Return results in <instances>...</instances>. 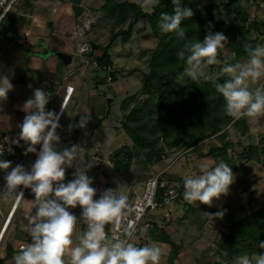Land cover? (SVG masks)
<instances>
[{
	"label": "rangeland",
	"instance_id": "obj_1",
	"mask_svg": "<svg viewBox=\"0 0 264 264\" xmlns=\"http://www.w3.org/2000/svg\"><path fill=\"white\" fill-rule=\"evenodd\" d=\"M106 1L84 0V7L88 11L82 17L78 29H86L85 27H87L90 31L92 25L101 20L102 14H100L99 9ZM122 1L141 4L143 1L146 2L144 7L151 9L148 0ZM186 1L181 0V5L185 6ZM212 1L201 0L202 8L211 5ZM242 1L245 4V0ZM249 1L251 2L248 7L249 20L247 23L241 21L234 8H229L227 11L222 7L210 10L213 12L215 23L223 22L222 33L227 38L224 48L219 49L217 52L218 63L203 66L204 73L212 76L213 80L219 77L230 78L229 74L222 73L225 61L231 64L247 61L248 55L245 57L238 56L237 53L239 52L236 53L237 48H242V45L247 46L248 44H253L254 48L257 45H264V1ZM9 21L10 18L5 22L8 23ZM129 21L125 25L116 27V29L108 24L103 25V29L100 26L96 30L94 28L86 34L85 42L91 43L93 40L105 47L109 44L111 31L113 29L115 31L128 30ZM159 42V38L153 36V31H151L147 22H139L129 35L119 38L111 46L109 53L112 58V66L109 67L110 69L97 67L95 59L102 54V51L94 50L92 58L89 57V54L81 56L77 52V44L67 50L73 58L70 65L65 66L66 64L59 58L46 62V67H53L55 63L62 65L64 72L58 75L56 82L62 84L63 93L64 88L68 85H73L76 88L72 103H77L76 111L79 108L78 113L77 116L74 115V118L72 113L69 115L70 119L73 118L74 125L78 124L81 115L87 110L86 106L91 107L93 111L87 129L79 128L78 133H74L75 130L68 123L62 125L61 137L77 138L78 143L80 145L83 143L85 149L78 160L74 161L73 166L66 169L65 176L74 175L77 168H84L87 164L92 163L93 166L87 170V175L93 181L92 187L98 183L105 184L108 182L114 184L116 188L121 186V191L127 195L129 187L137 190L146 179L155 175H162L170 179L173 178L171 182L174 183L171 185L176 187L180 196L179 187L184 189V180L189 176L200 175L204 170L215 167L216 161L212 160L210 154L213 151L223 149L225 146L228 147V157L233 159L232 171L235 175V182L231 185L229 193L226 196H221L219 200H214L211 206L199 205V202L189 203L185 199L182 204L174 207L172 205L171 209H168L170 220L164 218L165 222L162 224V231L166 238L167 236L170 238L171 243L169 244L160 235H157V243H154V245L158 244L156 246H161L159 244L168 245L171 249L167 252L162 250L160 264H197L198 260H200V264H224L225 260L220 256L225 257L226 254L216 246L217 241H223L220 235L228 232L234 222L264 209V115L252 119H233L228 124L225 123L218 134L206 133V135L200 137L195 136L196 138L189 140L187 144H173L174 140H178L179 135L178 130L174 128L177 124L175 123L176 118L173 116L169 118L168 115L164 116V107H160L157 102L161 92L155 88L153 83L147 81V89L144 90L143 88L145 77L155 69L153 66L155 61L152 55ZM20 55L17 53V55L4 58L0 53V57H2V59L0 58V65L10 66L5 76L11 81L22 82L14 84V88L8 93L7 99L0 101V133H6L4 132L6 130L5 126L17 127L23 122L26 115L21 110L23 104L33 96L35 89L44 88L40 84L43 78L39 83L32 82L31 65L27 60V56L21 55L20 64L16 62ZM87 62L89 63L87 64ZM13 66L17 71H13ZM113 76L116 81L113 79L108 81L109 77ZM101 80L104 81L99 84ZM213 80L205 81L210 82ZM257 87L264 88V77H261L258 81L250 82V90L254 91ZM58 98L55 105L48 103L46 110L56 112L64 97L58 94ZM108 99H112L109 105ZM171 105L175 109L171 111L180 113V106L177 104ZM88 110L87 112H89ZM137 110L142 112L137 116L133 113L135 117L128 120L130 113L137 112ZM162 115L166 119L165 122L168 119V126L163 128V131L161 126L155 124L156 120L159 121ZM222 116L219 115L220 120ZM209 118L207 116L205 119ZM139 122L141 123L139 126L142 124V126H147L149 132L145 135L149 140L157 142L154 149L155 154L152 155L153 160L149 162L143 154L137 155L134 157L129 171L126 174L119 173L115 162L120 163L122 158H117V154H121L124 148H133L135 144L130 134L126 133L124 125L127 124V127L134 130ZM8 132L9 135H14L19 134L20 131L14 133L10 130ZM221 135L224 136L220 138ZM36 147L39 151L40 145ZM24 153L25 151L12 161V167L20 164L25 169H30L37 158V154L28 153L25 155ZM158 156H160L159 161L157 160ZM225 159L226 157L222 155L219 157V160L227 163ZM96 160H98V164H96ZM174 179H180L178 180L179 183ZM64 182L67 183L68 181L64 180ZM28 191L30 192L31 189H28ZM98 197L97 194L94 199ZM34 199L31 193L25 195L18 214L4 236V247L12 244L14 248H17L21 242L18 240L20 234L28 237L29 216L35 212ZM14 200V196L0 195V231ZM69 210L80 217L81 210L79 206ZM220 210L225 211L222 218L211 219L203 214L216 213ZM165 214V210L152 212L145 221L160 222ZM204 220H208L205 225ZM81 225L85 224L81 222ZM167 230L170 234H167ZM148 232L149 229L143 227L141 234L143 237H147ZM244 253L247 252L244 251L242 254ZM234 262L236 263V259H234Z\"/></svg>",
	"mask_w": 264,
	"mask_h": 264
},
{
	"label": "clouds",
	"instance_id": "obj_2",
	"mask_svg": "<svg viewBox=\"0 0 264 264\" xmlns=\"http://www.w3.org/2000/svg\"><path fill=\"white\" fill-rule=\"evenodd\" d=\"M153 6L159 0H150ZM175 5L172 13L161 12L158 27L162 33H174L178 38L185 36L182 21L191 18L194 13L189 7H182L181 0H172ZM227 38L223 33L208 34L203 42L196 40L185 45V50L178 52V57L186 56L187 67L179 75L192 81L213 80L212 76L203 71L204 65L218 63L217 52L223 49ZM246 62L227 63L222 73L229 74L224 83L214 82L216 91L225 101L224 109L234 120L241 118H256L264 115V88L250 90V82L264 77V45L246 49ZM13 84L7 76L0 75V101L6 100ZM50 94L41 88L34 90L33 96L22 106L26 114L19 125V139L11 140L7 151L11 153V145H19L23 141L27 145L25 155L36 153L37 159L30 169L3 158L4 146L0 145V170L6 171L5 183L0 195L14 196L19 204L24 195L18 191L20 186L31 189L35 213L29 217L31 243H26L14 255V264H160L162 250L156 245L136 246L126 238L108 237L105 225L118 220L126 214L129 207L127 195L116 189H106L98 198L97 190L92 187V179L87 170L93 164L77 168L74 178L64 182L66 169L73 166L85 149L73 144L70 148L57 150L60 137L57 129L60 127L61 113L46 110ZM64 106L61 107L63 112ZM91 120L89 112L81 115L77 127H87ZM70 127H72L70 125ZM7 139V138H6ZM37 145H40L37 151ZM206 167V166H205ZM11 168V171H7ZM235 182L232 167L221 160L211 169L204 170L200 175L189 176L184 180V199L189 202L211 206L214 200L226 196ZM81 209L77 216L69 209ZM207 218H222L224 210L216 213H203ZM78 222L86 225L79 236V243L73 246V233ZM264 249V241L259 242ZM70 259L66 260L65 257ZM236 264H264V252L241 254L236 258Z\"/></svg>",
	"mask_w": 264,
	"mask_h": 264
},
{
	"label": "trees",
	"instance_id": "obj_3",
	"mask_svg": "<svg viewBox=\"0 0 264 264\" xmlns=\"http://www.w3.org/2000/svg\"><path fill=\"white\" fill-rule=\"evenodd\" d=\"M19 1L21 2L22 0H18V2ZM68 1L72 2L73 7L75 8L78 15L82 14L83 9L80 5L82 4L83 0ZM148 1V4L151 6L150 10H145L141 4L136 2L122 0H107L102 8L99 9L100 14H102L101 20L97 21V23L92 26V29L88 31V33L94 28L96 30V28H99V26L103 29V25L107 24L112 25V28L114 27V29H116V27H119L120 25H125L128 20L130 21L128 30L120 29L119 31H115L113 29L111 31V35L109 36V44L107 46L103 47L100 45V43L92 40L91 44L97 47L95 50L102 51V54L97 56L95 59L97 67H111L112 58L109 53L111 46L119 38L129 35L132 32L134 26L139 22H147L151 31H153V36L155 38H159L160 42L152 55L153 60L155 61L153 65L155 69L150 73V75L145 77V84L143 88L144 90L147 89V81L153 83L155 88L161 92V96L158 98L157 102L160 107H164V110L162 109L164 116L168 115L169 118L172 116L176 118L175 123L177 124L174 126V128L178 130L179 135L178 140H174L173 144H187L189 140L195 139L197 136L200 137L202 135H206V133L218 134L220 132V128L224 126L225 123L228 124L231 120H233V118L226 114L224 109L225 101L223 97L216 91L213 81L216 83H224L229 78L219 77L218 79L210 82H207L202 78L194 82L186 76L183 79H179V75L183 73L184 69L187 67V52L184 59L178 57L177 54L181 50H185L186 44H190L196 40L203 42L204 38L208 34L223 32V22L219 21L220 23H215L213 19V12L210 10L216 8L220 9L222 7L227 11L229 8H234L235 13L240 16L241 21L243 23H247L249 20V1L245 0V4H243L242 0H213L211 5L202 8L201 0H187L184 3L185 6H181L191 8L194 15L191 18H187L182 21L181 26L185 29V36L183 38H178L174 33H162L158 27L160 13H172L174 11L175 5L172 3V0H159V3L155 6L151 4L150 0ZM241 47L242 48L236 49V53L239 52L237 53L238 56L245 57L248 55L246 49L254 48V45L248 44L247 46L242 45ZM92 52H94V49ZM92 52L89 54L90 58L93 57L94 53ZM163 69L166 70L164 71ZM109 78L110 81L112 79L116 81L114 76ZM103 81L104 80H101L99 84L103 83ZM171 104H177L180 106V113L171 111L175 110ZM141 112L142 111L137 110V112L130 113L128 120L135 117V115H139ZM220 114L223 115L221 120L219 118ZM207 116L210 118L205 119ZM165 120V117L162 115L159 121L156 120L155 122V124L161 126L162 131L163 128L168 126V119L166 122ZM140 124V122L137 123V127H135L134 130L127 127V124L124 125L126 133L130 134L135 144L133 148H124L121 153L122 155L120 153L117 154V158H122L120 159V163L115 162L116 169L119 173L126 174L132 165L134 157L137 155L143 154L146 160L149 162H152L153 160L152 155L155 154L154 149L156 148L155 146L157 142L154 141V143L149 140V138L145 135V133L149 132L147 126H142V124L141 127L139 126ZM223 136L224 135H221L220 138ZM73 144L78 145L77 138H72L69 140L67 139L59 142L57 145V150H63L66 147L70 148ZM227 148L228 147L225 146L221 150L213 151V153L210 154V157L214 162L216 161V164L221 161L219 160L221 155L226 157L225 161L233 169L234 162L231 157L229 159ZM22 152L23 151H21L18 156H20ZM220 153L222 154L219 156ZM157 158L159 161L160 156ZM65 178L68 179H65L66 181H70L74 178V175H66ZM162 178L168 182L167 188H170V186H172L171 184L174 183L171 182L173 178L170 179L169 177L165 176H162ZM149 179L151 178L146 179L141 184H145ZM174 180L178 181L180 179ZM180 183L182 182L180 181ZM184 190L185 189H180L179 187L180 196L175 199L173 207L177 206L178 204H182L184 200ZM163 192L164 190L160 191V198ZM164 218L165 217L163 215L162 221L154 222L153 228L149 229L148 235L149 237L160 235L164 237L170 244V238L168 236L166 238V235L162 231V224L165 222ZM167 220H170V218L168 217ZM203 222L205 225L208 220H204ZM220 236L223 238V241H217L216 246L219 247L221 252L226 254L225 257L223 255L220 256L225 260L224 264H236L234 259H236L244 251H246L250 256L252 253L264 252V249L259 247V242L264 241V209H260L251 215L244 217L240 221L234 222L230 226L229 231L222 233ZM28 240L31 241L30 235H28ZM6 250L8 259L13 258L17 253L16 248H14L12 245H8ZM197 264H200V260H198Z\"/></svg>",
	"mask_w": 264,
	"mask_h": 264
},
{
	"label": "crops",
	"instance_id": "obj_4",
	"mask_svg": "<svg viewBox=\"0 0 264 264\" xmlns=\"http://www.w3.org/2000/svg\"><path fill=\"white\" fill-rule=\"evenodd\" d=\"M19 2L14 6L12 12L8 17L10 18V21L8 23L4 22L0 27V53L4 56V58L11 57L12 55H17V53H19V55L24 54L25 56H27V60L28 62H30L31 65V69H30V74L32 77L31 80L32 82L39 83L43 78L42 79L43 81L40 84L44 86L43 89L45 90V92L50 93L49 103L55 105V103L59 99L58 94L63 95L64 99L63 101L61 100L62 103L60 102L59 107L56 111L57 113H61V118L59 121L60 127L57 129V134L60 137L59 142L67 139L69 140V138L61 137L60 134L63 123L66 124L68 123V125L69 126L71 125L72 128L75 130L74 133L75 132L78 133L77 130L79 129V127L74 125L73 118L74 115L77 116L79 108L76 111L78 105L76 102L74 104L72 103L76 88L73 85H68L66 88H64V93H63L61 89L62 84L61 83L58 84L56 82V78L58 77V75L64 72V70L62 69V65L59 63H55L53 67L51 66L46 67L45 64L48 60L59 58L55 55V53H66L70 55L67 50L71 49L74 44H77L79 46L80 44L85 43L86 34L88 33L89 30L83 31V33H81L82 35H80L78 33V27L81 25L82 17L85 16L86 11L88 10L84 7L85 6L84 0L80 5L83 9L82 11L84 12H82V14L80 15L77 14L75 8L73 7L72 2L68 0H22L20 3ZM250 2L251 1H249V3ZM145 4L146 2L142 1L141 5L143 6V8H145L144 7ZM249 6L250 4L248 5V7ZM149 9L150 8L148 9L145 8V10H149ZM21 55L16 60V62H18L19 64L21 62L20 61ZM0 58L2 59V57ZM9 68L10 66H7L6 64L0 65V75L5 76V73L7 70H9ZM13 71L14 72L17 71L15 70L14 66H13ZM68 80L70 81L69 78ZM11 83L13 84V88H14V84L22 83V82L13 80L11 81ZM68 87H72L74 89L70 97H67ZM62 105L64 106L63 112H61ZM86 107L87 110L89 109L88 110L89 114L93 115V111L91 107L88 106ZM87 110L85 112H87ZM71 113L73 117L72 119H70L71 117L69 116ZM88 125L89 122L87 124V127ZM4 128L6 129L4 131L6 132L5 134H9L8 131L10 130L14 131V133L20 131L19 126L12 128L5 126ZM0 134H4V133L1 132ZM78 144L80 145V143ZM80 146L83 147V143ZM20 205L21 203L15 210L13 214V218L5 232V235L8 232L9 228L11 227L15 216L18 214ZM77 218L79 220L80 217L77 216ZM83 231H84V226L81 225V222H78L72 237L73 246L79 243V236L83 233ZM166 232L167 234H170L168 230ZM20 236L22 237L23 235L20 234ZM156 237L157 236L149 237L148 235L147 245L151 246L154 245V243H157ZM159 245H161L159 247L164 252L171 250L168 245L167 246H165L164 244H159ZM7 247H8L7 245L6 247H4L2 243V251L0 252V264H14L13 258L11 259L7 258V253H6L7 250H5L7 249ZM65 259L69 260L70 257L66 255Z\"/></svg>",
	"mask_w": 264,
	"mask_h": 264
},
{
	"label": "built area",
	"instance_id": "obj_5",
	"mask_svg": "<svg viewBox=\"0 0 264 264\" xmlns=\"http://www.w3.org/2000/svg\"><path fill=\"white\" fill-rule=\"evenodd\" d=\"M18 0H0V26L7 20L10 13L12 12L14 6ZM86 29H78V33L82 35L83 31L89 30ZM93 50V45L91 43L85 42L78 46V54L83 56L90 54ZM89 62H87L88 64ZM110 69V68H109ZM110 81V78L108 79ZM74 89L72 87H68L67 89V97H70L73 93ZM7 138V139H6ZM19 134L9 135V134H0V145L4 146V154L3 158L8 161H13L18 158V155L21 151H25L27 145L23 141H20V144L11 145L13 151L9 153L7 151L11 140H18ZM37 159V158H36ZM35 159V160H36ZM35 162V161H34ZM96 164H98V160H96ZM7 171H11L9 168ZM6 175V171L0 170V190L3 189V185L5 183L4 177ZM168 182L162 178V175H157L151 179H149L145 184H143L139 189L135 190L132 187H129L127 191V203L128 208L125 210L126 214L121 216L118 220L111 221L105 225V232L108 237L113 238H126V233L131 231V237H127L131 243L136 246H145L147 245V237H143L142 228L146 227L148 229L153 228L154 222H146L145 219L152 213L156 212L160 209L165 210V218L169 217L168 209H171L175 199L179 196V192L174 186H170L167 188ZM97 190L98 196H100L106 189L113 188L116 189L115 185L112 183H98L96 186H93ZM164 190L163 194L160 198V191ZM18 191H22L23 195H27L32 192H29L27 188L20 186ZM5 196V195H2ZM35 198V197H34ZM161 199V200H160ZM21 203V202H20ZM19 203V204H20ZM19 204L15 203V200L11 206L9 214L4 222V225L0 231V252L2 251V243L4 240L5 232L11 223L13 218V214ZM86 229V225H84V230ZM136 239V240H135ZM138 239V240H137ZM20 244L16 248L17 253L23 248L26 243H31L28 240L19 239ZM6 250V249H5Z\"/></svg>",
	"mask_w": 264,
	"mask_h": 264
},
{
	"label": "water",
	"instance_id": "obj_6",
	"mask_svg": "<svg viewBox=\"0 0 264 264\" xmlns=\"http://www.w3.org/2000/svg\"><path fill=\"white\" fill-rule=\"evenodd\" d=\"M97 47L93 46V49L95 50ZM57 57H59L66 65L70 64L72 62V56L65 54V53H55ZM112 99H108V105L111 103ZM18 239L21 240H26L27 236L23 235L22 237L20 236Z\"/></svg>",
	"mask_w": 264,
	"mask_h": 264
}]
</instances>
